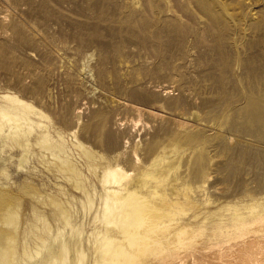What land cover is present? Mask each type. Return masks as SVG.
Listing matches in <instances>:
<instances>
[{
  "label": "rangeland",
  "instance_id": "374dc122",
  "mask_svg": "<svg viewBox=\"0 0 264 264\" xmlns=\"http://www.w3.org/2000/svg\"><path fill=\"white\" fill-rule=\"evenodd\" d=\"M0 16V264H73L77 246L94 264L120 149L142 182L129 201L152 205L138 225L264 216V0H0Z\"/></svg>",
  "mask_w": 264,
  "mask_h": 264
},
{
  "label": "bare ground",
  "instance_id": "6f19581e",
  "mask_svg": "<svg viewBox=\"0 0 264 264\" xmlns=\"http://www.w3.org/2000/svg\"><path fill=\"white\" fill-rule=\"evenodd\" d=\"M25 105L27 104L25 103ZM0 112L4 118H7L6 120L11 121L13 127L10 115L2 110H0ZM153 114L154 112L152 115ZM76 144L75 146L77 147L82 148L84 146L80 142ZM124 151L125 149H120V151H116L114 155L111 156L109 160L111 168H108L102 173L103 175L101 176L103 178L100 177L103 179V186L105 187L106 193L102 203L105 210L102 207L103 210H101L102 214L104 212L105 215L107 214L106 216H108L106 218L104 215L106 219L104 218L105 220H102L105 221V224L104 222L103 224L106 230H104L103 233L106 234L107 231L111 233L108 237L105 236L95 239L94 241L89 239L91 248L88 251L89 254H91V259L94 264H121V260L129 264H264V216H254L250 221L238 220L236 223L230 222L231 224L221 225L216 224L218 223L217 219L213 226L205 224L197 225L195 223V215L183 218L182 216L178 218L170 217L166 221L154 223L155 220H153V218L155 219L157 215L155 214L156 216L153 217L154 214H151L152 211L149 212L152 220L150 219L148 211L151 210L152 205L146 206L148 203L146 197L139 196L135 192L138 196L135 197L134 200L129 201V198L134 193V189L132 190L134 184H141L142 182L132 179L131 175L119 166L118 159ZM142 176L149 177L151 173L145 170L139 177ZM128 180L130 181L129 184H124V182ZM181 191L179 189L174 190L172 192L174 198L177 199V196L182 195L183 192ZM136 194H134V196ZM168 202L170 203V200ZM164 203H166V199H164ZM146 207H150V209L148 208L149 210L144 211V214L146 212L148 213V217L146 216V218H144L148 219H142L145 222L142 224L140 223V225L136 224L137 218L135 216L137 212L142 209L146 210ZM158 207H156L157 209L155 207L152 208L153 211L154 209L158 210ZM224 219L226 220V218ZM227 220H229L228 217ZM211 221L213 222L214 219ZM109 222L114 223L113 226L116 230L114 228H107ZM108 225H110V223ZM71 232L78 233L75 230ZM68 233L70 234V232ZM115 233H119V239H115ZM62 239L63 237L58 238V241L60 240L59 243L62 244L60 249L65 246L64 243H62ZM125 244H127V246ZM79 247L77 246L75 251L78 252L76 259L78 263L81 264L82 261L79 262V260L84 254L80 253L81 248L79 249ZM102 247H105L104 249L106 251L104 253L107 254V259L104 260V262H100L101 260L98 257V250ZM106 247H109V249H106ZM2 252L4 253V251ZM11 258L12 256L5 260L4 264H8ZM59 258H64V262L61 260L63 264H70V261L68 262L65 256L59 254L58 256H51L49 261H42V264L58 263L57 259ZM55 260L57 262H55ZM75 260L73 264H77ZM13 262L15 263L16 261L14 260ZM125 262H123V264H125Z\"/></svg>",
  "mask_w": 264,
  "mask_h": 264
}]
</instances>
